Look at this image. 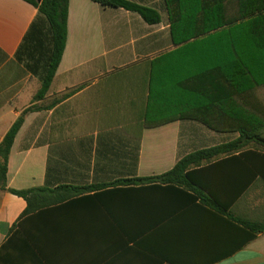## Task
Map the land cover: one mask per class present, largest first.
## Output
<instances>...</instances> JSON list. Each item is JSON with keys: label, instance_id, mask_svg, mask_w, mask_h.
Listing matches in <instances>:
<instances>
[{"label": "crops", "instance_id": "obj_1", "mask_svg": "<svg viewBox=\"0 0 264 264\" xmlns=\"http://www.w3.org/2000/svg\"><path fill=\"white\" fill-rule=\"evenodd\" d=\"M128 1L156 10L160 23L69 1L66 49L36 101L41 81L16 53L39 10L0 0V144L33 108L9 155L8 188L61 197L64 186L100 187L31 209L1 192L0 264H264V160L250 153L262 150L191 169L187 187L112 186L239 137L185 120L200 103L199 49L174 43L166 0ZM207 134L229 139L204 146Z\"/></svg>", "mask_w": 264, "mask_h": 264}, {"label": "trees", "instance_id": "obj_2", "mask_svg": "<svg viewBox=\"0 0 264 264\" xmlns=\"http://www.w3.org/2000/svg\"><path fill=\"white\" fill-rule=\"evenodd\" d=\"M24 1L36 7L40 16L31 25L16 59L41 81V88L34 97L37 101L48 94L66 49L70 0ZM92 1L105 7L136 12L151 25L161 21L156 10L128 0ZM166 2L174 43L199 49L200 71L193 79L192 89L196 98L199 95L200 103L195 104L192 116L185 120L196 121L217 133H237L239 137L194 151L163 175L119 180L112 186L163 184L187 187L192 184L191 169L250 147L264 152V0ZM31 111L33 108L24 111L0 144V193L8 191L24 198L31 209L100 189L64 186L60 189L67 193L56 197L52 195L54 191L45 188H8L9 155L25 116ZM250 153L264 160V153L252 150ZM255 230L260 232L261 228Z\"/></svg>", "mask_w": 264, "mask_h": 264}, {"label": "rangeland", "instance_id": "obj_3", "mask_svg": "<svg viewBox=\"0 0 264 264\" xmlns=\"http://www.w3.org/2000/svg\"><path fill=\"white\" fill-rule=\"evenodd\" d=\"M208 137L207 139H206V141L205 140H203V145L204 146H209V145H214V144H217V143H219V142H223V141H226L227 139H229V137L228 136H225V137H222V136H211V135H209V134H207V135H201V137L202 138H205V137ZM197 137H200V136H197ZM224 138V139H223ZM198 142V141H197ZM197 145V144H196Z\"/></svg>", "mask_w": 264, "mask_h": 264}, {"label": "water", "instance_id": "obj_4", "mask_svg": "<svg viewBox=\"0 0 264 264\" xmlns=\"http://www.w3.org/2000/svg\"><path fill=\"white\" fill-rule=\"evenodd\" d=\"M39 2H41L42 0H38Z\"/></svg>", "mask_w": 264, "mask_h": 264}]
</instances>
